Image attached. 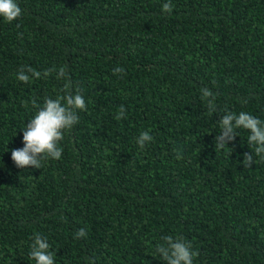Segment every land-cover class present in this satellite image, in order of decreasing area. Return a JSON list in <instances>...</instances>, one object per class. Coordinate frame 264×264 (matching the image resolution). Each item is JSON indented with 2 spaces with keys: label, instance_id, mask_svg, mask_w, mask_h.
<instances>
[{
  "label": "trees",
  "instance_id": "trees-1",
  "mask_svg": "<svg viewBox=\"0 0 264 264\" xmlns=\"http://www.w3.org/2000/svg\"><path fill=\"white\" fill-rule=\"evenodd\" d=\"M17 2L20 18L0 17V264H35V233L55 264H165L166 235L191 241L193 264H264V156L246 129L214 142L225 109L264 121V0H171L170 14L167 0ZM22 66L41 77L19 81ZM61 67L87 109L60 159L18 168L11 151L34 102L63 94Z\"/></svg>",
  "mask_w": 264,
  "mask_h": 264
},
{
  "label": "clouds",
  "instance_id": "clouds-1",
  "mask_svg": "<svg viewBox=\"0 0 264 264\" xmlns=\"http://www.w3.org/2000/svg\"><path fill=\"white\" fill-rule=\"evenodd\" d=\"M174 5L171 0H167L162 5V12L171 13ZM22 16V8L17 0H0V17L11 23ZM52 70H45L43 75L47 77ZM123 67L113 69L114 74L124 73ZM42 73L31 66H22L17 73V79L28 83L31 78L39 79ZM57 78H66L63 94L56 98H45L43 105H35L36 113L25 126L23 132L22 148L11 151V159L18 168L28 166L40 169L42 161L47 158L60 159L62 156V146L60 142L64 139L65 132L79 123L78 110L87 109L86 101L79 88L72 91L71 80L66 68L61 67ZM202 98L207 100L210 110L214 109L215 94L208 88L201 89ZM126 118L124 105L119 107L116 119ZM246 129L250 132L247 138L248 144L254 147L257 156H264V121L258 117L241 111L239 113L224 110V115L220 119L221 131L215 136V150H223L234 141L237 129ZM154 138L148 131L140 133L137 143L143 148L146 142H151ZM253 151L244 153L243 163L245 167H250L253 162ZM76 239L86 237L84 228L78 229L74 234ZM29 256L35 264H55L56 252L51 250V245L47 237L40 233H35L33 243L30 245ZM156 251L160 254L165 264H193L194 257L199 253L193 250L191 241L177 235H166L155 245Z\"/></svg>",
  "mask_w": 264,
  "mask_h": 264
}]
</instances>
